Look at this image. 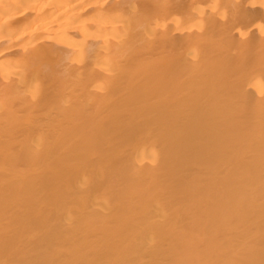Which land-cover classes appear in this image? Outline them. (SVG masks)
Listing matches in <instances>:
<instances>
[{
    "label": "bare ground",
    "instance_id": "6f19581e",
    "mask_svg": "<svg viewBox=\"0 0 264 264\" xmlns=\"http://www.w3.org/2000/svg\"><path fill=\"white\" fill-rule=\"evenodd\" d=\"M0 264H264V0H0Z\"/></svg>",
    "mask_w": 264,
    "mask_h": 264
}]
</instances>
